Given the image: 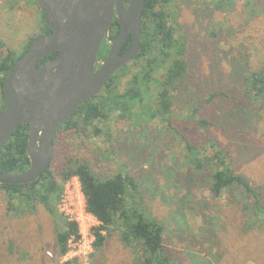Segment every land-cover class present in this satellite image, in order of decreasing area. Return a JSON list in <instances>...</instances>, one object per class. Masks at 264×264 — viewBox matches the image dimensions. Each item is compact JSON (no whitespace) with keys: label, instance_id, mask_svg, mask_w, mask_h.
<instances>
[{"label":"rangeland","instance_id":"obj_1","mask_svg":"<svg viewBox=\"0 0 264 264\" xmlns=\"http://www.w3.org/2000/svg\"><path fill=\"white\" fill-rule=\"evenodd\" d=\"M263 6L264 0H255L257 8L250 14L243 0L229 12L208 0H170L167 10L175 13L187 64L185 77L172 91L170 125L151 118L135 102L129 114L118 117L116 109L106 122L114 149L101 136L73 131L60 132L55 143L50 167L56 176L72 158L88 160L104 176L117 171L132 174L139 181L136 199L163 222L164 243L185 263L264 264V233L242 232L234 211L224 208L222 229L217 237H207L208 222L202 216L204 201L211 198L205 188L206 174L203 170L191 173L183 161L184 142L175 134L176 128L193 145L205 147L204 153L210 152L213 143L235 171L262 183L264 193V103L242 93L244 74L264 67ZM37 12L33 1L0 0V57L7 47L20 51L28 37L38 33ZM163 72L159 68L154 73L162 76ZM155 92L150 84L147 94ZM210 92L219 94L206 101ZM198 118L208 124L198 125ZM11 213L0 192L1 263L44 264L54 259V233L43 207L22 217ZM105 255L124 263L129 254L111 237Z\"/></svg>","mask_w":264,"mask_h":264},{"label":"trees","instance_id":"obj_2","mask_svg":"<svg viewBox=\"0 0 264 264\" xmlns=\"http://www.w3.org/2000/svg\"><path fill=\"white\" fill-rule=\"evenodd\" d=\"M10 1L14 4L21 0ZM25 1L37 4L36 0ZM169 1L145 0L141 16L140 47L132 61L131 69L114 73L105 89L75 108L57 129L53 150L62 131H73L77 135L87 137L101 136L108 144L111 143L110 146L114 149L112 130L110 126H106V122L116 109L120 110L118 117L129 114L130 106L135 102L142 105L151 118L166 120L170 125L172 91L185 77L187 64L184 39L176 33L178 26L175 13L167 10ZM237 1L208 0V3L229 12L234 9ZM243 1L248 13L253 14L257 8L253 7L255 0ZM37 25L38 33L28 37L20 51L7 47L5 54L0 57V109L4 105L3 76L9 65L24 52L32 38L50 31L42 19L41 12H37ZM2 45L0 40V46ZM126 45L127 43L122 50ZM56 53L57 51L40 58L38 65L53 58ZM105 53L106 50H102L99 57L103 58ZM159 68L164 71L162 76L154 73ZM150 84H154L156 88L153 95L147 94ZM243 84V95L253 102L264 103V67L244 74ZM218 94L210 92L206 101ZM220 95L226 96V93L221 92ZM197 123L205 125L208 121L198 118ZM175 134L184 142L186 153L183 161L189 165L191 173L196 174L203 170L206 174L205 188L211 198L204 201L205 210L202 216L204 222H208L205 228L207 237H217L219 229H222L221 214L227 211L223 210L224 208L238 214V225L242 232L264 233L262 183L251 179L244 172L235 171L213 143L210 152L204 153L205 147L193 145L186 139L185 134L178 132L176 128ZM27 139L28 124H20L0 148L1 172L18 173L29 166ZM50 164L51 162L32 182L0 183V192L6 196L8 213L12 212L11 214L18 217L35 214L41 205L49 214L56 245L55 258L44 264H79L78 259L62 263L58 260L66 250L68 238L77 233L76 223L68 221L57 208L63 184L72 176H76L80 182L86 210L100 221L93 231L95 238L88 264H189L183 262L164 243L163 222L136 199L139 195V181L132 174L117 171L104 176L96 173L88 160L72 158L56 176ZM209 208L213 209V215L209 213ZM111 237H115L128 252V259L124 263L113 262L112 257L105 255V246ZM0 264L5 263L0 260Z\"/></svg>","mask_w":264,"mask_h":264},{"label":"water","instance_id":"obj_3","mask_svg":"<svg viewBox=\"0 0 264 264\" xmlns=\"http://www.w3.org/2000/svg\"><path fill=\"white\" fill-rule=\"evenodd\" d=\"M50 31L36 35L3 76L0 148L23 123L28 124L29 166L22 172L0 171V183L36 180L53 156L55 134L75 108L93 97L120 66L139 50L145 0H37ZM124 3L126 6H124ZM112 19L120 25L115 37ZM110 47L93 69L102 38ZM130 37L129 47L118 50ZM56 55L38 65L40 58Z\"/></svg>","mask_w":264,"mask_h":264},{"label":"built area","instance_id":"obj_4","mask_svg":"<svg viewBox=\"0 0 264 264\" xmlns=\"http://www.w3.org/2000/svg\"><path fill=\"white\" fill-rule=\"evenodd\" d=\"M58 211L68 221L77 225V233L71 235L66 243V250L60 256L62 261L81 259L79 264H88L87 257L93 251L94 228L100 224L96 216L85 208V197L76 176L65 181L58 202Z\"/></svg>","mask_w":264,"mask_h":264},{"label":"flooded vegetation","instance_id":"obj_5","mask_svg":"<svg viewBox=\"0 0 264 264\" xmlns=\"http://www.w3.org/2000/svg\"><path fill=\"white\" fill-rule=\"evenodd\" d=\"M36 1H37V0H36ZM37 5H38V2H37ZM124 6H126L125 3H124ZM38 12H39V13L41 12V14H42V19H44V21H45L44 15H43V13H42V11H41L39 5H38ZM49 29H50V28H49ZM119 31H120V25H119V23H118L116 20L112 19V22H111V25H110V29H109V31H108V36H109V37H115V36L118 34ZM125 43H127V45H126V47H124V50H122V49H123V46L125 45ZM129 45H130V37H129V38H128V39L122 44V46H121L120 49L118 50V53H117V54H118V55L122 54V53H123L128 47H129ZM109 47H110V41H109V39L103 37L102 40H101V42H100L99 48H98V52H97V56H96V61H95V64H94L93 69H97V68L103 63V61L105 60L106 55H107V53H108ZM102 50H106V53H105V56H104L103 58H100V57H99V54H100V52H101ZM134 57H135V56H134ZM134 57H133V59H134ZM133 59H131L128 63H126V64L120 66L119 68H117V69L114 71V73H117V72H119V71L121 72V71H123V70H128V69H130ZM114 73H112V75H113ZM112 75H111V76H112ZM111 76H110V77H111ZM110 77L108 78V80L110 79ZM108 80L104 83V85L102 86V88H101L99 91L105 89V85L107 84ZM99 91H98V92H99Z\"/></svg>","mask_w":264,"mask_h":264}]
</instances>
